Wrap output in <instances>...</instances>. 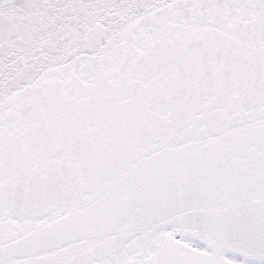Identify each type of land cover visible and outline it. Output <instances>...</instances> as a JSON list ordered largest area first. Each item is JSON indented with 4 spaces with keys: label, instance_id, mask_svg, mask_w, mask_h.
<instances>
[{
    "label": "snow or ice",
    "instance_id": "6c2138e0",
    "mask_svg": "<svg viewBox=\"0 0 264 264\" xmlns=\"http://www.w3.org/2000/svg\"><path fill=\"white\" fill-rule=\"evenodd\" d=\"M0 264H264V0H0Z\"/></svg>",
    "mask_w": 264,
    "mask_h": 264
}]
</instances>
